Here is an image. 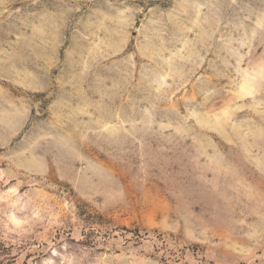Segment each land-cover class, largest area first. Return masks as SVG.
Instances as JSON below:
<instances>
[{
  "label": "rangeland",
  "instance_id": "rangeland-1",
  "mask_svg": "<svg viewBox=\"0 0 264 264\" xmlns=\"http://www.w3.org/2000/svg\"><path fill=\"white\" fill-rule=\"evenodd\" d=\"M0 264H264V0H0Z\"/></svg>",
  "mask_w": 264,
  "mask_h": 264
}]
</instances>
